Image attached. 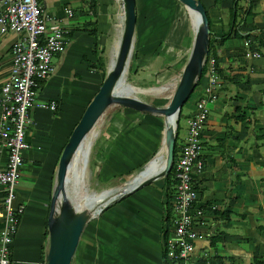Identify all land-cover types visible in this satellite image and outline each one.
Instances as JSON below:
<instances>
[{"label":"crops","instance_id":"obj_1","mask_svg":"<svg viewBox=\"0 0 264 264\" xmlns=\"http://www.w3.org/2000/svg\"><path fill=\"white\" fill-rule=\"evenodd\" d=\"M199 1L209 19L217 82L200 133L202 165L190 169L197 192L194 206L202 212L191 263L254 264L264 258V0ZM162 2L134 0L133 59L129 58L127 68L131 65V87L154 89L145 81L154 78L157 84L163 80L165 73L154 75L160 67L170 71L167 79L175 85L186 62L185 56L179 58L181 53H189L194 14L188 11L193 27L190 34L184 26L173 27ZM39 5L47 23L59 22L68 32L63 49L51 57V72L38 81L40 90L35 91L38 100L53 101L55 108L33 107L29 112L31 124L24 136L28 148L22 152L14 201L24 209L9 247L10 264L45 262L49 199L58 157L112 63L123 28L119 0H39ZM16 38V33L0 34V85L9 75L10 45ZM168 38L172 50L180 47L179 56L159 67L158 58L169 44ZM205 85L206 74L194 87V101L203 96ZM135 96L154 106L166 104L153 93ZM148 114L120 107L101 125L95 152L100 159H94L98 180L135 175L152 159L146 175L155 171L158 162L162 166L164 118ZM97 134L92 130L83 146L89 147L90 138ZM5 162L6 149L0 145V166ZM90 162L91 158L89 167ZM75 164L72 182L76 194L81 165L77 157ZM162 178L128 192L134 197L127 202L111 201L100 212H105L104 221H87L72 255L73 264H163L166 190ZM1 199L0 189V230Z\"/></svg>","mask_w":264,"mask_h":264},{"label":"built area","instance_id":"obj_2","mask_svg":"<svg viewBox=\"0 0 264 264\" xmlns=\"http://www.w3.org/2000/svg\"><path fill=\"white\" fill-rule=\"evenodd\" d=\"M39 0H0V34L16 33L10 45L8 77L0 85V145L6 149V162L0 166L3 226L0 230V264H10L9 247L17 231L24 205L14 203L15 185L23 163L22 152L28 148L25 130L31 124L33 107L54 110L55 102L38 100V81L52 70L51 57L63 49L67 30L59 22L47 23ZM71 11L65 10L70 16ZM204 62V59H203ZM203 64V63H202ZM206 85L202 97L194 101L187 119L185 137L174 163L169 224L162 247L169 264H192L196 226L201 210L194 206L197 192L191 182V167L200 169V133L207 118L213 88L217 82L215 61L205 60Z\"/></svg>","mask_w":264,"mask_h":264},{"label":"water","instance_id":"obj_3","mask_svg":"<svg viewBox=\"0 0 264 264\" xmlns=\"http://www.w3.org/2000/svg\"><path fill=\"white\" fill-rule=\"evenodd\" d=\"M119 1L121 2L123 11V28L113 61L107 69L97 91L86 104L77 122L72 127L58 157L55 182L49 199L47 248L44 264H69L85 223L94 219L93 212L87 211L84 208H78L75 200L72 199L73 195H75L74 187L72 184L69 186L68 183L70 181V173L72 174V179L74 178L73 169L76 167V164L74 165L75 153L81 148L86 136L90 134L103 111L108 106L116 104L139 112L163 116L165 125L162 137L164 157L162 159V166L156 173L145 174L151 162L154 161L152 159L127 182L102 190L109 192L111 196L108 200L99 204L96 209L98 214L102 208L117 197L163 177L168 173L173 159L172 152L178 112L186 97L193 90L207 51L208 34L210 31L207 25L205 8L199 0H177L188 11L194 12L196 25L186 62L168 102L164 106H154L131 94L130 91L132 89L127 86L117 89L120 82L123 81L124 74L127 73L135 24L134 0ZM88 153L89 148L82 156L81 168ZM142 175H145V177L139 179L138 177ZM85 191H87L86 187ZM76 195L80 196V194Z\"/></svg>","mask_w":264,"mask_h":264},{"label":"rangeland","instance_id":"obj_4","mask_svg":"<svg viewBox=\"0 0 264 264\" xmlns=\"http://www.w3.org/2000/svg\"><path fill=\"white\" fill-rule=\"evenodd\" d=\"M154 1L156 2L158 0H154ZM162 1H163L162 2L163 6L166 7L168 9V12L170 13V14H168V17L170 16V22H171L172 25L174 24L173 27H176V26L177 27H182V26H184L185 28H188V31H190V34H192V29H193V27H192V16L189 14L188 10L184 6H175V5H172L171 2L169 3V2H167L165 0H162ZM148 11H149V8H147V12ZM194 26H195V22H194ZM168 39H169L168 40L169 44H166L165 50L162 52L163 54L158 58V64H160L159 67L164 62L169 61L172 57L175 60L179 56L178 50L180 49V47H177V50L175 48L172 50L170 48L171 44H172V41H170L171 38H168ZM187 55H188V53L187 54H182L181 53L179 59H181L183 56H185V58H187ZM132 57L133 56L131 54L130 61L133 59ZM106 61H107V59H106ZM158 72L165 73V78L163 80H159V82L157 84H155L156 82H155L154 78H151L150 82L148 80L145 81V82H147L146 85H149V86L150 85H154V86H152V87H154V89H152V90L147 89L149 87H144V88L137 87V88H135L134 85H133L134 87H130V85L132 86V80L130 82L131 72L129 73V69H127V73L125 74V83H124V85L128 86V87H130L132 89V91H130V92L133 95H137L138 96L139 94H142V93H153V94H155L156 98L163 99V100H165V103H167L168 100H169L170 95L172 94V92H173V90L175 88L176 84L174 85L173 82H171L169 79H167L168 76H171L169 70H165L164 67H160V71L155 72L154 75L156 73H158ZM132 76H133V74L131 75V79H132ZM124 85H122V86L124 87ZM39 88L38 89L36 88L35 91L39 92V90H40ZM133 91H135V92L133 93ZM195 95H196V88H193L192 93L190 94L187 102L183 106H181V111H180V114H179V116L177 118V142H179L180 139L183 138L184 135H185L187 119H188L187 116L192 111L191 107H192V103H193V101L195 99ZM138 97L143 99L142 95H140ZM119 109H120V107L118 105L112 104V105L108 106L103 111L102 115L100 116V118L96 122L95 126L93 127L94 133H96V132L98 133L97 136L95 138H93V139L90 138V140H92L91 145L89 146L90 148L87 147V146H85V147L83 146L82 149H81V152L79 153V156H77V158L82 160L83 154L89 148L88 156H87L86 159H84V163H83L82 168H81V165H80V167L78 169V177H76L77 181L75 182V184L77 186L76 194H80V196L75 194L76 196L73 198V200H75L77 202V205L79 206V209L84 208L87 211L93 212V215H94V219L93 220L96 223L104 221L105 212L104 213L102 212V213L98 214L97 210H96L98 208L99 204L101 202L105 201L101 197L103 195H105L106 193H108L107 191H102V190L108 189V188H113V187H116L118 185H122L123 183L127 182L133 176V175H128V176L125 177V176L119 175V176H115L113 178H110L108 180H105V181L101 182L100 180H98V177L96 175V173H97L96 172L97 171V167H96L97 164H96V162L94 163V159L98 158V161H99L100 157L97 156L95 154V152L97 153V151H96L97 143H98V141L100 139V136L102 134V133L99 134V128L101 127V125L103 123L106 122V120L109 119V116L114 111H118ZM88 138H89V136L87 137V139ZM96 139H97V141H96ZM92 155H93V159H92ZM157 157L155 159H157ZM163 157H164V155H163ZM90 158H91V163H90V167H89ZM161 159H163V158H161ZM160 165H161V163L158 162V166L156 167L155 171L159 170L161 168ZM143 166H144V164L142 166L136 167L135 171L137 172L138 169L142 168ZM155 171L152 172V173H155ZM71 176H72V174L70 173L69 174L70 181L68 183L69 186H70V184L73 185ZM145 186H146V184H145ZM85 187L87 188V191H85ZM142 187H144V185ZM121 188H122V186H121ZM100 191H102V192H100ZM110 196H111V194L109 193L107 197H110ZM133 197H134L133 193L132 194H127L126 193V194H124L121 197H117L116 201H117V199H120V200H125L127 202L128 200L133 199ZM106 200H108V199H106ZM109 203H111V202H109ZM99 217H101V218H99ZM69 264H73V258L70 260Z\"/></svg>","mask_w":264,"mask_h":264},{"label":"trees","instance_id":"obj_5","mask_svg":"<svg viewBox=\"0 0 264 264\" xmlns=\"http://www.w3.org/2000/svg\"><path fill=\"white\" fill-rule=\"evenodd\" d=\"M173 1L175 3H177V4H179V2L177 0H173ZM207 25L209 27V19H208V16H207ZM208 56H212L214 58L215 67H216V64H217L216 61L217 60H216V56L214 55L213 50H212V37L210 35V32L208 34V44H207V51H206L205 56H204V62L202 64L201 72H200L197 80L195 81L194 87L199 83L201 77L205 74V60H206V58ZM130 66H129V70H132ZM217 72H219V71H217ZM191 93H192V91L190 92V94ZM190 94L186 97V99L184 100V102H183V104L181 106H183L187 102ZM88 102H89V100L86 102V104ZM86 104L84 105V107L86 106ZM193 105H194V103H193ZM84 107H83V109H84ZM119 107H122V106H119ZM180 111H181V107L179 109L178 116L180 114ZM148 115H150V114H148ZM181 146L182 145L180 144V142H177V125H176L175 137H174V143H173V152H172V155H173L172 164H171V167H170L168 173L165 176H163V178H162V180H163V187L166 190V196H165V202H164V205H165V208H164V231H163L162 238L165 236L166 227L169 224L170 208H171V197H172V192H173L172 184L174 182V180L172 178V174H173V170H174V163H175V161H176V159H177V157L179 155V152H180V149L179 148H181ZM162 253H163V264H169V261H167L166 258H165L164 252H162ZM254 264H264V258L257 259V261Z\"/></svg>","mask_w":264,"mask_h":264},{"label":"bare ground","instance_id":"obj_6","mask_svg":"<svg viewBox=\"0 0 264 264\" xmlns=\"http://www.w3.org/2000/svg\"><path fill=\"white\" fill-rule=\"evenodd\" d=\"M190 11H191V10H190ZM191 12L194 14L193 11H191ZM124 83H125V74H124L123 81L120 82V84L118 85L117 89H122V88H123L122 85H123ZM92 130H93V129H92ZM91 132H92V131H91ZM91 132H90V133H91ZM88 135H89V134H88ZM88 135H87V136H88ZM87 136H86V138H87ZM86 138H85V139H86ZM84 141H85V140H84ZM83 143H84V142H83ZM83 143H82L81 148L78 149V150L76 151V153H75V158L79 155V153H80V151H81V149H82V147H83ZM158 161H159V160H158ZM149 166H150V165H149ZM147 169H148V168H147ZM147 171H148V170H146V173H147ZM146 173H145V174H146ZM144 177H145V175H142V176L139 177V179L144 178ZM107 196H108V194H106L105 198H104V197H101V198L104 199V200L109 199V197H107ZM75 202H76V201H75ZM76 204H77V202H76ZM77 206H78V205H77ZM78 208H79V206H78Z\"/></svg>","mask_w":264,"mask_h":264}]
</instances>
